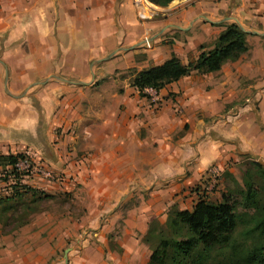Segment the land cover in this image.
Here are the masks:
<instances>
[{
	"label": "crops",
	"instance_id": "obj_1",
	"mask_svg": "<svg viewBox=\"0 0 264 264\" xmlns=\"http://www.w3.org/2000/svg\"><path fill=\"white\" fill-rule=\"evenodd\" d=\"M171 3L152 19L143 10L163 7L147 0H0V154L26 152L75 174L96 218L109 213L81 238L85 223L62 214L0 222V264H147L150 222L176 203L191 209L211 166L264 163V0ZM231 22L248 30V50L155 90L157 104L118 75L142 69L139 52L148 67L172 53L187 64ZM113 58L126 66L107 68ZM133 193L142 198L120 222Z\"/></svg>",
	"mask_w": 264,
	"mask_h": 264
},
{
	"label": "trees",
	"instance_id": "obj_2",
	"mask_svg": "<svg viewBox=\"0 0 264 264\" xmlns=\"http://www.w3.org/2000/svg\"><path fill=\"white\" fill-rule=\"evenodd\" d=\"M147 1L165 7L172 0ZM246 36L235 22L225 24L213 46L196 59L184 64L172 53L161 64L133 69L131 84L143 94L145 88L159 90L192 71L215 72L248 50ZM22 153L0 154V180L16 171ZM245 165L241 184L228 174L233 186L221 193L219 201L199 197L191 209L174 207L168 211L163 229L146 232L142 240L149 247L150 237L156 238L147 264H264V163L250 160ZM19 189L0 196L2 212L23 203L27 191H35L28 186ZM29 193L34 201L37 192Z\"/></svg>",
	"mask_w": 264,
	"mask_h": 264
},
{
	"label": "rangeland",
	"instance_id": "obj_3",
	"mask_svg": "<svg viewBox=\"0 0 264 264\" xmlns=\"http://www.w3.org/2000/svg\"><path fill=\"white\" fill-rule=\"evenodd\" d=\"M171 5L172 3L163 7V9H157L153 7L150 8L149 11L143 10V13L149 14V18L152 19L159 18L161 13ZM165 40L168 41L170 39L169 37H165ZM148 44L152 46L153 43L149 40ZM208 45L212 47L213 42ZM135 58L137 59L136 62L139 68H145L150 65V62H143L146 58L145 52H139ZM106 63H108L107 68H112L117 65L126 66L124 59L113 58ZM133 69L137 70V67L122 69L118 75L123 77L132 76ZM158 100L159 98L157 97L155 104H157ZM52 152L55 156V152ZM64 152L67 156L70 152H74V150L65 149ZM22 155L23 157L20 158V167H17L16 171L10 173V176H7L9 174L8 172L5 174L4 180H0V196L3 197L7 194H10L11 192H14L16 187H19V190H23L24 186L32 188V190L37 192L36 195L38 194L40 196L37 195V198H34L33 201L31 200V193L29 192L35 191H27L28 193L24 196L23 203L21 202L14 204L12 207L7 209L6 213L2 212L0 209V222H3L8 226H17L22 225L30 220L41 221L46 214L52 216V220L54 219L53 221H58L60 220V215L62 214V218H66L70 224H72L74 221L85 223L83 227L77 232L78 237L81 238L84 235L92 234L91 231L94 229L91 227L95 220L105 221L107 219L109 213H102L99 216L100 218H96V214L92 212L93 204L95 203L94 197L84 185V183L82 181L80 182L76 178L75 174L72 173L68 175L65 173V171H62V169L51 166L50 163H47L43 158L37 159L35 156L26 152H23ZM77 156H74V158ZM24 160H26L27 163H24ZM66 160L68 159L66 158ZM250 160L251 159H244L238 163L230 164L228 168L219 171L218 176H216L214 180H210L209 176L206 177V179L202 180L200 184H196L195 194L197 195H190L192 192H189L187 196L181 197L183 202L186 200L185 198L190 196H193V198L190 199L191 201H188V204L190 202L194 203L198 196L214 202L219 201L221 199V193L224 192L228 186H233L232 179L228 177V174L231 173L232 176L235 177L236 180L241 184L243 173L246 169L245 163L249 162ZM46 173H49V175ZM17 178L19 181L16 180ZM147 192L148 191L146 190L143 192L144 194H142L144 200H148ZM142 197H138L137 194L133 193L132 195L127 196L126 199H121L122 201L120 200L122 202L118 212V220L120 222L122 221V218L126 214L127 210L134 205L136 206ZM176 206L177 203L172 206H168L165 210L164 220L162 221L159 218L152 220L149 224L148 230L153 229V231L157 233L160 229H163L167 220L168 211ZM115 228L117 227L114 226V229H112L110 232L112 233L117 231ZM155 241L156 238L154 236L150 237V242H148L150 247H152L151 243H155ZM150 247L148 246L149 252Z\"/></svg>",
	"mask_w": 264,
	"mask_h": 264
},
{
	"label": "built area",
	"instance_id": "obj_4",
	"mask_svg": "<svg viewBox=\"0 0 264 264\" xmlns=\"http://www.w3.org/2000/svg\"><path fill=\"white\" fill-rule=\"evenodd\" d=\"M149 40H151L150 37H149V38H146V39L144 40V42L149 43ZM145 89L149 92V95H150L149 100H150L152 103L155 104V102H156V100H157V96H156V94H155V90H154L153 88H151V87H148V88H145ZM24 163H27V161L24 160ZM20 164H21V161H19V162L15 165L16 168H17V167H20ZM46 174L49 175V173H46ZM218 174H219V170H218L215 166H211V167L208 169V176L210 177V180H214V178H215L216 176H218Z\"/></svg>",
	"mask_w": 264,
	"mask_h": 264
},
{
	"label": "water",
	"instance_id": "obj_5",
	"mask_svg": "<svg viewBox=\"0 0 264 264\" xmlns=\"http://www.w3.org/2000/svg\"><path fill=\"white\" fill-rule=\"evenodd\" d=\"M236 24L241 28V30H243L244 32H248V30L244 29L241 24H239L238 22H236ZM150 39H152V38H150ZM53 77L63 79V78H61V77H59L57 75H53ZM63 80H65V79H63ZM6 81H7V76L5 75V84H6Z\"/></svg>",
	"mask_w": 264,
	"mask_h": 264
}]
</instances>
